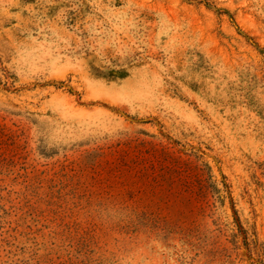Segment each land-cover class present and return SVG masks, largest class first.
<instances>
[{
    "label": "rangeland",
    "instance_id": "374dc122",
    "mask_svg": "<svg viewBox=\"0 0 264 264\" xmlns=\"http://www.w3.org/2000/svg\"><path fill=\"white\" fill-rule=\"evenodd\" d=\"M0 264H264V0H0Z\"/></svg>",
    "mask_w": 264,
    "mask_h": 264
}]
</instances>
